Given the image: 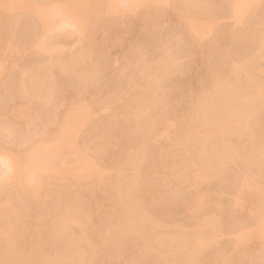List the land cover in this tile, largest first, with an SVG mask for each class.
I'll list each match as a JSON object with an SVG mask.
<instances>
[{
	"label": "rangeland",
	"instance_id": "obj_1",
	"mask_svg": "<svg viewBox=\"0 0 264 264\" xmlns=\"http://www.w3.org/2000/svg\"><path fill=\"white\" fill-rule=\"evenodd\" d=\"M58 1L59 0H9V2L12 3H10V7L5 10L1 7L2 3L0 5V54H2V58H0L2 59L0 63V130L1 127L3 128L6 126V128H3V131L1 130L2 133L0 131V179L2 178L1 180L3 182V178H5V182L3 183H1L0 180V205L3 204V202H9L8 204H10V207L12 208L11 212L5 217L0 215V264H38V262L41 264L42 260H40V257H44V260H47L46 263L50 262L49 264H51V260L48 261V259L50 257L53 263V256H55V259L59 258L56 260L58 262L60 259H64L66 260V262L64 261L65 263L68 262L70 264V261L74 258H69V260H71L68 261L67 258L70 255L66 254L64 250L66 251L70 242L78 241L77 238L76 241L75 239L72 241L71 238H74V236L79 237L80 235L78 236V234L81 232L82 227H79L78 224V227H75L76 225L73 227V223H70L71 225L73 224L72 226L69 225V223H63L61 224L63 225V228L59 225L61 228L59 229L58 226V230L55 229L57 230V232H55L56 234L53 233L54 236H51L53 234H50L49 236V229H52L51 227L56 220L55 218L58 213L63 212V210L66 212V204L69 202L76 207L74 208L72 205L68 204V206L73 207H70V209H77L80 212L87 214H85L87 220L83 222L85 223L83 224L85 227H83V230L84 232L87 231L85 237L90 240L89 242L88 239L85 238L87 244H90L93 241L94 244L92 242V245L97 246L98 244V248L102 249L97 250V252H101L94 253L92 259H90L91 261L86 264L171 263H168L169 253L166 252L169 251V247L166 250L165 245H163L164 252L161 250L163 246L161 247L160 251L163 254H159V250V253H157V250H155V252L154 249H148L145 250L147 251L145 252V248L142 246L144 242L141 241L143 239H141L142 235L138 237L139 234H137L136 230H134L136 233L132 231L130 232L129 230L130 234L125 230L128 235H125L126 233L122 232V237H120L121 234L118 232L120 236H116H119L120 238H115L114 242H110L111 244H103L101 242V235H105L106 232H112V234H114L113 231L117 233V230L122 231L124 229L121 224L125 223L127 218L125 219L123 218L124 215H120L123 214L121 212L122 210H119L121 207H118L116 199L114 200L113 198L116 197L114 196V193L115 188L117 187L116 185L118 184L117 176L119 172H121L118 170L121 169V163L124 161V158H126L127 154L133 149L134 153L137 151L139 152H137L139 156L136 153L138 158L136 156V158L133 157L135 158L133 160L135 167H131L132 165L128 167L129 172L127 173L130 175L132 171H134L133 173L135 174L138 172L137 174L139 175H136L137 177H140V180L138 183V178H135L136 185L146 183L144 185L142 184L140 187L137 185L138 189L136 187L137 192L135 194L134 202H136L135 204L137 205V208H142L145 213L144 215L150 220L147 219L149 224L147 223L146 225L148 227L151 226L152 223H159L158 225L160 229L163 226L162 229H165L163 232H168L170 235L177 228V235L176 233H174L175 235L172 234L173 236L171 235L172 238H175L176 236L177 241L176 239L173 240L176 241L175 244H177V246L180 241L189 237V234L192 235L193 231L196 232V235L198 234L199 238L203 237L202 240L205 242L202 243L201 250L196 248L197 252H199L194 255V259L197 258V260L195 259L196 263L194 262V264H215L214 262H218L217 259H221V257H223L224 260L226 259V262L221 259L224 264H264V186L262 187L261 185L262 198H258V200L255 198L254 200L256 202L252 200V202L248 201L249 203L245 205L243 204L242 212H240L239 216H235L231 213L233 212L231 209H233L232 203L235 198L236 184L239 183H237V180H240L243 176H248V178L258 179L260 182V180L264 178V164H260L262 158H258L257 156L259 146L260 148L261 146H264V106L261 105L262 108L259 110V115L255 117L256 119L253 117L254 119L250 120L252 123H250L249 126H253L251 129L249 128V131L251 130L250 133H247L246 135L244 134L242 137L231 138V140H233L231 141L232 143H230L231 145L233 144L234 151H237L238 154L242 156H240L242 159L239 157H236L239 159L235 160V158L234 161L233 159H230L232 161L228 160L229 162L225 164L226 167H224L220 173L212 174L213 176H208L209 178L207 177V179H200L198 178V176H200L198 175L200 174V170L197 168L198 165L196 166V160L192 156L191 158L189 157L188 161L190 163L187 162V164H190L188 165L189 172L187 169L186 171L188 172V178H190L189 180L191 181L188 180L189 183H187L188 185H191L187 186L185 184L187 186L186 189L185 187L183 188L184 190L181 189V191H179L180 194L177 193L178 196H169L164 193L166 192L165 188L168 187L166 184V174L162 171L163 168L159 165L160 160L158 159L162 153L165 155L168 152V156L170 154H175L173 151L176 150V147H179L178 143L184 138V134H180V131L181 133H184V130L186 129L185 126L187 125L185 123L189 122H187V120L189 119V114H191L190 110L195 108L197 101L199 102V92H208L206 91L207 87L210 89V84L212 85V82L215 79L221 77L223 79H228V77H230L233 80L235 74L233 73V76L232 73H230L233 72L230 71V66L232 65H236V67H238L237 69H240V67L241 69L247 67L250 69L253 65L255 66V63H264L262 57H260L261 60L259 58L257 59L259 48L256 46L259 43L258 39L264 35V0H248V2L251 3V7L249 11H247V14H245L244 22L242 21L243 23L240 22L238 24H234L235 22L232 18V14H229L230 12H228L230 11L229 0H206L207 2L202 0V4L201 2L195 1V3H200L199 6H194V0L193 2L191 0H151L149 2L135 4V6L132 3L129 4V0H124V3L120 4L121 10L112 16H106L99 11V0H86L82 9L86 6L85 12L89 14V18H87L85 23L83 22L82 24H79L80 26H77V22H75V15L77 13L72 17L73 15L71 16V11L69 12L68 9H61V6H57ZM115 1L118 3L121 0ZM183 2L187 3L184 4ZM189 3L190 5L192 4L190 7L188 6ZM36 5H43L44 9H47L45 12L46 15H44L45 17L52 16L51 14H56L54 20H56L55 24L57 28L56 26L51 28L49 25L48 27H44L41 31L39 30L41 34L37 31L39 29L38 27L41 26L40 28H42V25L38 22V18L32 13V9H34V6ZM55 7H58L61 10ZM189 12L191 13L189 14ZM181 13L191 16L197 14L196 16H200L198 17L199 19H208L207 21H210L209 23L212 24L210 25V28L213 27L214 29L209 28L210 31L208 34L206 32L204 34L202 33L198 39V37L185 29L186 26H182L179 17L184 16V14L182 15ZM54 20L52 19L51 22ZM38 23H40L39 26ZM62 23L65 25L68 24V26L63 24L64 28L62 30L60 29L61 31H58V25H61ZM53 25L54 24H51V26ZM46 28L50 29L49 32H47L48 29ZM44 29H46V31H44ZM79 29H82V32H79ZM211 30L213 31L211 32ZM36 31L40 35H38ZM37 35L40 36V38ZM37 37L41 42L45 43L47 41L48 44H52V54L50 55L53 60H49L50 55L47 54V51L43 50L45 47L42 46V50H39L41 48L38 49L37 43H35L38 41ZM2 40H7L11 43L13 47L11 54L6 51L4 52L5 49L1 46L3 42ZM48 44L46 43L47 48ZM51 44H49V46ZM202 45H205L206 47L204 46L203 49H201ZM53 46L56 49H53ZM208 47L212 50H209L210 48ZM166 53L170 54L172 58L174 57L173 59L171 58V62H175V65L171 64L176 71L175 74L170 73V76L166 75L158 79V76L152 75L154 74V69L152 68H154L156 63L160 62L159 59H164ZM80 55H83V59L79 62H75V59ZM54 60H57V62L58 60L59 62L63 61L64 64L66 62L63 70L56 64L57 62L54 63ZM257 60L261 63L257 62ZM44 63L47 66L51 65L49 68L50 70H48V72H50L46 74V78L41 72V68L45 66ZM258 64L256 65L258 66ZM142 65H144L143 67L145 68H143ZM173 66L172 69H174ZM148 67H150V69ZM28 68L31 69L29 70ZM25 71H27V74ZM29 72L33 75H30ZM39 72H41V75ZM172 72H174V70ZM149 74L151 77L148 78ZM23 75L26 77L21 78ZM262 75L263 74L260 76ZM32 77L35 79H32ZM134 78L137 79V84L134 83L136 82ZM230 78L229 80L232 81ZM21 79L26 82H22ZM29 79L31 80L32 85L33 82L37 81L36 83H38L37 85H39V87L42 88L44 86L41 93H37L38 95L30 93L31 95H28V93H25L27 88L25 89V92H23V89L25 88L24 84L26 83L25 86H27V84L30 83ZM139 79H142V81ZM263 79L261 82H263ZM129 80L130 82H128ZM143 80H146V82L149 80L148 82L149 84H152V86L159 83L156 87L159 89L157 91H161L156 94V96L160 94L162 96L163 94L162 97L159 96L161 98V107H158V109L161 108L159 111L162 113H159L156 108L153 109L155 110L154 113H152L153 110H151V116L149 113L150 110H144L143 106H139L141 104H135L140 108L142 107L146 114H149L150 121L151 118L153 120L151 125L153 123L156 124V126H154V124L151 126L153 127L152 130H154V128L156 130V132H152L153 134L157 132L161 133L164 129L162 133L163 136L161 134V136H159L158 134L159 137L157 140L159 141V145L157 142L156 144L153 141V144L151 143L149 135L152 130H150L149 133L148 130L142 127L140 129H144L145 131L138 128L140 130L139 132V130L132 128L131 125H129L130 123L127 122L128 120L130 122L131 117L126 118L123 112L117 110V107L119 109V107H122L123 103L126 102L124 101L125 99H129L132 94L137 92V89L141 92L146 89L145 93H148L151 90L149 87L150 85L147 84L148 82L146 83L148 86L143 87L145 85L143 84L145 82ZM20 81L22 84L19 83ZM151 81H156V84ZM131 82L135 85H133L134 89L136 86L138 87H136L137 89H135V92L133 91L134 93L132 92V94L129 95L131 91L127 90V88L130 89V87H132L128 84ZM20 84L23 85V88ZM40 84L42 85L40 86ZM140 84L143 85L141 86ZM32 85L27 87L34 88ZM139 86L143 89L140 90ZM152 88L154 89V87ZM262 89L264 90V87H262ZM152 92L149 93L154 95L155 91ZM263 92L262 94H264ZM215 93H213L214 95L212 96H217L216 99L218 100L219 96L216 94L219 93ZM48 94L51 95L49 96ZM123 94L127 95L124 96ZM46 95L47 98H45ZM122 95L124 100L121 98ZM71 97L75 102L77 100V103L79 97L84 99L83 102L86 105L84 108L88 106V110V107L85 108L86 112H90L91 110L92 116L88 112L91 117L88 119V114L85 116L86 119H88V122L85 120L86 123L79 122L81 120L83 121V118H78L79 121L75 119L77 122L82 123V125L77 122L75 123L74 121L73 124L74 126L76 124L77 127H75V130H72L73 132L70 131L71 139H67H70L71 142L73 141L76 145L71 144L70 142L73 148L71 151V146L68 147L70 140L66 139L67 141H65L68 142V145H65L64 149L62 148V145H59L61 146V150H59V147L57 146L60 141L58 143L56 142L57 145L54 143L57 137V141L60 138L58 134H56V138L54 137L55 133H57L56 129L58 130V133L60 131V129H58L59 123L61 126V121L66 116L65 113L70 107L73 108L74 106V104H70L73 102L71 101ZM119 98H121V101L119 100V102L114 103L116 102L115 100L118 101ZM17 104L25 107L24 110L21 107H18L21 108L22 113L24 114H20V117L18 116V118L13 117L16 121L15 122L14 120H9L10 116L8 117L9 113L7 112H10V107H12L10 108L12 110L18 106ZM81 105L83 106L84 104L81 103L79 105L80 108L82 107ZM133 107L135 106L132 105L131 108L133 109ZM139 109L137 111L133 109V111L135 110L138 113ZM165 110L166 112L164 113ZM68 111L70 112V109ZM69 112L66 114L68 115ZM128 113H131V111ZM130 115L137 116L135 113H131ZM162 116L164 119H162ZM169 119L171 121L166 123V125L168 124V128L174 125L173 130L172 128L171 130H168L166 125H164L165 123H161V120L169 121ZM57 121L60 122L57 123ZM172 121L173 123L171 124ZM162 125L167 129L164 126L162 127ZM135 130H137V132ZM157 130L162 131L159 132ZM166 130L169 132L167 133ZM8 131L10 132L9 134H7ZM141 131L142 133L144 132L149 135L147 136L144 133L143 135ZM166 133L169 136H167ZM73 134L75 141L72 140ZM164 135H166V137ZM145 136L148 137V140ZM152 136L153 135H151V137ZM46 138L47 140L48 138H52V140L55 139L54 142L51 141V139L50 141L48 140V143L54 148L52 149L49 146L48 151L45 148V151H47L46 155L43 147L41 148V146L38 145L37 147L39 148L37 149L35 156L36 162L33 164V167L36 168L34 170L30 168L32 170L29 171L30 166L28 165V167L27 164H24L26 161L23 162L21 157L29 156L26 155V152H28V149L30 151V148H33L35 152L38 142H42V139L46 141ZM236 138L238 139L236 140ZM218 140L219 143L222 142L220 139ZM229 140L230 138L228 141ZM45 141L43 142L47 143V141ZM172 144L175 146H172ZM74 145L78 147L77 153L81 154L85 152L87 155L84 154V156L90 158V160L88 159L90 162L92 160L91 167L93 169L91 168V170L94 172V175L96 172L100 173V169L102 170L100 174L97 173L100 176H91L92 178L89 177L90 180H88V178L85 180L83 179L84 177H81L82 175H80V173H83V170L80 171L81 168L77 169V167H81L80 164L82 162L79 163L80 156L78 154H75L77 155V158L73 155V150L75 151L76 149L73 147ZM67 147L70 148V150L67 149ZM79 149L83 150V152L80 153ZM139 149L141 151H139ZM67 150H69V152ZM24 151L25 155L23 154ZM56 151L61 153L57 152V154H59L53 156V154H56ZM31 152L32 151L28 153L30 154ZM10 153L13 155H15V153L18 154L20 159H18V155H15L11 156V158H14L9 159L10 161H13V163L9 161L7 162L6 160H8V157L10 158ZM134 153L131 155H135ZM48 154L53 157L52 159L54 160L57 170L53 171L52 174H49L47 170H43V173L41 172L42 174L40 173L38 176L41 180L39 181V179H37V182L33 175L32 177L34 178L31 177L32 179H29L31 175L30 172L40 171L45 164L44 161L53 163L52 160L49 161L51 158ZM2 157L4 158V161L1 159ZM15 157H17V159ZM255 160L260 161V163L257 161L259 164H254ZM69 161L70 163H68ZM6 162L9 165L11 163L13 166L10 168ZM3 163H6V165ZM134 168L137 172L132 170ZM13 169L15 172H18L16 175L20 174L18 177L15 175L6 180V175ZM67 172L69 174L72 172L68 175L69 177L75 176L73 174L76 173L78 176L76 177L77 180L74 178L72 179V177L70 179L67 176ZM102 173L104 174L103 180L101 177L103 175ZM20 175L23 178H20ZM94 177L97 179L99 177L101 178H99V180L96 178L93 180ZM19 178L24 179L25 183H27L26 185L23 183V189L28 187L26 190L29 191V189L34 186L31 190L35 191L32 192L30 190L31 194L33 193L32 195L29 192L24 194L26 190L23 192L21 185V189H19ZM18 181L19 184H17ZM261 182L263 183L264 181L262 180ZM29 184H32L31 187L28 186ZM162 191L164 194H161ZM196 194H201L203 197L200 196L203 200L201 199L202 201L200 200V203L196 202L197 204L192 206V211H185V206L190 202V198L194 197ZM163 195L166 198L162 197ZM117 209L120 211L119 213ZM211 214L216 219L218 225L216 232H214L215 230H211L213 231L212 233H210V231L208 232V228L205 226L207 219H204ZM120 217L125 219V221L123 220L122 222V218L119 221ZM257 223V226L260 225L262 228V235L257 234L256 236L254 234L255 237H251L252 239L250 238L249 244L247 242L248 245L246 244V247H243L245 244L241 245L239 243L248 232L250 233V231H253L251 230L254 229L253 227H257ZM67 225L69 226L67 227ZM119 225L122 227V229L120 228L121 230L118 228ZM64 227L67 228V230L64 229ZM54 228H56V224ZM180 228L185 232H183L184 235H186L188 231L192 232H188V235H186L187 237L182 238V231ZM3 232H7L9 235V239L6 237V241L3 239L5 236H1ZM31 233L34 237H32L33 240L29 245L26 243V239H23V236L27 238ZM64 233L70 237H66ZM123 233L125 237H123ZM178 233L181 234V237L178 236ZM26 234H28V236H26ZM164 235L169 236L168 234ZM64 237L67 241H64ZM180 238H182V240H180ZM69 240L70 242L68 243ZM97 240L98 243H96ZM193 240H195V238L191 241ZM83 243L84 242H82L81 247L84 246ZM236 243L237 245H235ZM107 244L109 245L107 246ZM190 245L193 246L192 248L194 249L192 242ZM7 248H11L13 251L15 250L14 256L16 257L19 255V259H17L18 257L15 258L13 256V260V251L10 249L12 252H9ZM16 252L19 254L16 255ZM164 253L168 255L164 256ZM65 254L67 257L64 256ZM72 255L75 256L76 254L74 255L71 253V256ZM62 256L64 257L62 258ZM162 256H164V258ZM47 257L48 259H46ZM15 259L17 260L15 261ZM20 259L22 262L19 261ZM62 260L60 262L63 263Z\"/></svg>",
	"mask_w": 264,
	"mask_h": 264
},
{
	"label": "bare ground",
	"instance_id": "obj_2",
	"mask_svg": "<svg viewBox=\"0 0 264 264\" xmlns=\"http://www.w3.org/2000/svg\"><path fill=\"white\" fill-rule=\"evenodd\" d=\"M1 1H3V2H1ZM8 1V2H7ZM86 0H59L58 2H57V6L58 7H60L61 6V9H68L69 10V12L71 11V16L72 17H74V14H76L75 15V22H77V26H80L79 24H82L83 22L85 23L86 22V20H87V18H89V14H87L85 11H86V6H85V10L84 9H82V6H83V4H84V2H85ZM149 1H151V0H129V4H133L134 6H135V4H139V3H145V2H149ZM155 1V0H154ZM183 1V0H182ZM185 1H187V0H185ZM190 1V0H189ZM192 2H193V0H191ZM195 1L196 2H201V4H202V0L201 1H198V0H194V3H195ZM204 1V0H203ZM88 2V1H87ZM204 2H207L206 0L204 1ZM203 2V3H204ZM1 3H2V8H3V10H5V9H8L9 7H10V3H12V2H9V0H0V5H1ZM122 3H124V0H121L120 2H116L115 0H99V11L102 13V14H104V15H106V16H112V15H115V14H117L121 9H120V4H122ZM184 4H186L187 2H183ZM193 3V4H194ZM199 4L200 3H195L194 4V6L195 5H198L199 6ZM188 5V4H187ZM192 5V4H191ZM190 5V3H189V7L191 6ZM227 5V4H226ZM49 6V5H48ZM193 6V7H194ZM58 7H55V8H58ZM63 7V8H62ZM193 7H191V8H193ZM227 7H228V5H227ZM250 7H251V3L250 2H248V0H229V10L230 11H228V12H230L229 14H232V18H233V20H234V24H238V23H240V22H242L245 18V14H247V11H249V9H250ZM50 8V7H49ZM59 9V8H58ZM57 9V10H58ZM61 9H59V10H61ZM46 10L47 9H44V7H43V5H41V6H34V9H32V13L36 16V18H38V22H40L41 23V25H42V28H40V27H38L37 29V31H41L44 27H48L49 25H50V27L52 28V27H54V26H56V20H54V17L56 16V14H51L52 16H49V17H45L44 15H46ZM228 10V9H227ZM82 11H84V12H82ZM51 13V12H50ZM99 13V12H98ZM187 13V12H186ZM191 12H189V14H190ZM48 14H49V12H48ZM47 14V15H48ZM182 14V13H181ZM180 14V15H181ZM184 14V13H183ZM182 14V15H183ZM188 14V13H187ZM187 14H184V16H180L179 18L181 19H179L180 21H181V24H182V26L183 27H185L186 26V28L185 29H187L188 30V32H191L192 34H194L196 37H198V39L200 38V36H201V34L203 33H207L208 34V32L210 31V29H214L212 26V28H210V25H212L211 23H209L210 21H207L206 19L204 20V18L203 19H199L198 17H200V16H196V15H194L193 14V16H191V15H187ZM52 19L54 20L53 22H51L52 21ZM77 20V21H76ZM63 22V21H62ZM65 22V21H64ZM244 22V21H243ZM242 22V23H243ZM40 23H38V26H39V24ZM67 23V22H66ZM51 24H54L53 26H51ZM64 23H62L61 25H58L59 26V30L58 31H61L63 28H64V25H63ZM184 24V25H183ZM67 26H68V24H66ZM65 25V26H66ZM56 28H57V26H56ZM210 28V29H209ZM46 29H48V28H46ZM46 29H44V31H46ZM53 29H55V28H53ZM61 29V30H60ZM49 30L50 29H48V31L47 32H49ZM82 29H79L78 31L79 32H82L81 31ZM36 31V32H37ZM40 31H39V33H40ZM77 31V30H76ZM77 31V32H78ZM213 30H211V32H212ZM211 32H210V34H211ZM38 33V32H37ZM38 33V35H40ZM42 33H43V31H42ZM37 35V36H38ZM36 37V36H35ZM39 38H40V36H38ZM38 37H37V42H35V43H37V47H38V49L39 48H41V49H39V50H42V46L43 47H45L43 50H45V51H47V54H52V44L51 43H49V44H51L50 46H49V44H48V42L46 41L45 43L44 42H41V41H39V39H38ZM263 37V38H262ZM262 37H260L259 39H258V44L257 43H255V44H257L256 46H258V50H259V52H258V56H257V59L259 58L260 59V57H262L263 59H264V35L262 36ZM42 38V37H41ZM35 40H36V38H35ZM256 40V39H255ZM3 41V40H2ZM1 41V42H2ZM257 41V40H256ZM4 43V44H3ZM41 43H44V44H41ZM46 43L48 44V48H47V46H46ZM207 44V43H206ZM1 46H3V48L5 49L4 50V52L6 51L7 53H12V51H13V47H12V45H11V43L9 42V41H3L2 42V45ZM205 46V45H204ZM203 45L201 46V49H203V47H204ZM210 46V45H209ZM206 47V46H205ZM51 48V49H50ZM198 48H200V47H198ZM208 48H210V47H208ZM53 49H56L54 46H53ZM205 49V48H204ZM207 50V49H206ZM209 50H212L211 48L209 49ZM208 50V51H209ZM168 52V51H167ZM164 53V52H163ZM168 53H170V52H168ZM172 53V52H171ZM2 54H0V58H2V56H1ZM49 55H47V56H49ZM164 55V54H163ZM162 55V56H163ZM172 55H173V53H172ZM174 57H175V55H173ZM173 57V58H174ZM49 60L51 61V59H52V56L50 55L49 56ZM163 58V57H162ZM171 58H172V56L170 55V54H167L166 53V55H165V57H164V59H159L160 60V62L159 63H156V65L154 66V68H152V69H154V74H152V75H156V76H158L157 78L158 79H160L162 76H166V75H169L170 76V73H173V74H175V71H176V69L174 68V66L172 65V64H174L175 65V62L174 63H172L171 62ZM172 58V59H173ZM256 58V57H255ZM55 59V58H54ZM59 59V58H58ZM83 59V55H80V56H78L76 59H75V62H79V61H81ZM1 60L2 59H0V63H1ZM53 60V59H52ZM60 60V59H59ZM59 60H58V62H59ZM261 60V59H260ZM74 61V60H73ZM158 61V60H157ZM53 62V61H52ZM51 62V63H52ZM57 62V60H54V63H56ZM56 63L57 65H59L60 66V68L63 70V67H64V65L66 64V62H65V64H64V62L63 61H61V62H63V63H61V62H59V63ZM257 62H260V61H258L257 60ZM264 62V61H263ZM47 63V62H46ZM172 63V64H171ZM234 63V62H233ZM261 63V62H260ZM48 64H50V63H48ZM152 64V63H151ZM230 64H232V63H230ZM256 64H258V63H255V66L253 65V67H251L250 69H248V67H247V65H246V67L247 68H243V69H241V67H240V65H239V67H240V69H237L238 67H236V65L234 66V65H232V66H230V71H233V72H230V73H232V75H233V73L235 74V78L232 80L230 77H228V79H223L222 77V79L221 78H219V79H215L213 82H212V85L210 84V89H212V90H210V89H208V87H207V89H206V91H208V92H205V93H203L202 91V93H198V94H200V95H198V96H200V97H198V98H200L199 99V102L197 101V103H196V105H195V108H192L193 110H190L191 112V114H189V119L187 120V122L188 123H185L187 126H185L186 127V129L184 130L183 128V130H184V133L182 132L181 133V131H180V134H184V138H183V140L180 142V143H178L179 145V147L177 148L176 147V150H172L173 151V153L175 152V154H170V155H172V156H168V152L165 154V155H167V156H165L164 155V153H162V155L160 156V158L158 157V159L160 160V163H159V165L163 168V170L162 171H164V173L166 174L165 176H166V180H167V188H165L166 190V192H164V193H166V194H168L169 196H175V195H177V193H179V191H181V189H183L184 187H185V189H186V187L187 186H189V185H191V184H189L188 185V183H189V179L190 178H188V172H189V168H188V165H190L189 163V161H188V158L190 157L191 158V156L196 160V166H197V168L200 170V174H198V175H200V176H198V178H203V179H207V177L208 176H213L214 174H217V173H220V171L224 168V167H226L225 166V164H227L229 161H232V160H230V159H233V161H234V159L236 158V157H239L240 159H242L241 157V155L240 154H238V152L237 151H234L235 149H234V147L231 145V141L233 140H231V138L233 137V138H235V137H242V135L244 136V134L246 135L247 133H250V131H249V128L251 129L252 127H250L249 125H250V123H252V121L250 122V120H252V119H254L255 117H257V115H259V110H261V105L262 106H264L263 104V101H264V94H262V92L264 91L263 89H262V87H264V63L263 64H258V66L256 65ZM44 65H45V63H44ZM44 65H42V66H44ZM57 65H53V66H57ZM261 65V66H260ZM263 65V66H262ZM46 66V67H45ZM43 68H41L42 70H41V72H42V75L46 78V74L47 73H49L48 72V70H50L49 68H50V66L48 65H45ZM67 66V65H66ZM65 66V67H66ZM144 65H142V67H143ZM149 66V65H148ZM172 66H173V68L174 69H172ZM249 66V65H248ZM251 66V65H250ZM151 67V66H150ZM150 67H148L149 69H150ZM152 67H153V65H152ZM176 67V66H175ZM143 68H145V67H143ZM142 68V69H143ZM29 69V68H28ZM31 69V68H30ZM29 69V70H30ZM244 69H246V70H244ZM27 70V69H26ZM29 70H27V71H29ZM144 70H146V69H144ZM174 70V72H172ZM243 70V71H242ZM27 71H25L26 72V74H27ZM32 71V70H31ZM37 71V70H36ZM41 72H39L40 73V75H41ZM140 72H141V70H140ZM30 73V72H29ZM152 73V72H151ZM150 73V74H151ZM26 74H24V75H26ZM141 74V73H140ZM142 74H143V70H142ZM141 74V75H142ZM149 74V76H148V78L149 77H151V75ZM261 74H263L262 76H260ZM23 75V77L21 76V78H24V77H26V76H24ZM30 75H33L32 73H30ZM145 75V74H144ZM146 75H148V74H146ZM232 75H230V76H232ZM38 76V75H37ZM140 76V75H139ZM155 76V77H156ZM160 76V77H159ZM232 76V77H233ZM29 77H31V76H29ZM147 77V76H146ZM260 77V78H259ZM262 77V78H261ZM131 78V77H130ZM225 78V77H224ZM227 78V77H226ZM229 78L232 80V81H230L229 80ZM27 79V78H26ZM32 79H35L34 77H32ZM39 79H40V76H39ZM135 79V81L136 82H134L133 80H131V81H133L134 83H136L137 84V79L136 78H134ZM144 79H145V76H144ZM153 79V78H152ZM158 79H157V82H158ZM163 79H164V77H163ZM214 79V78H213ZM261 79V80H260ZM262 79H263V82H261L262 81ZM22 80V82H24L23 81V79H21ZM30 80V79H29ZM139 80H141L142 81V79H139ZM147 80V79H146ZM146 80H143V81H145L143 84H145L143 87H145V86H148V85H146V83L149 81H147L146 82ZM22 82L20 81L19 83H21L22 84ZM26 82V81H25ZM37 82V81H36ZM36 82H33V85H32V82H31V80H30V83L29 82H27V83H29V84H27V86H30V85H32V86H34V84L36 83ZM41 82H43V81H41ZM45 82V81H44ZM128 82H130V80L128 81ZM133 82H131V83H128L129 84V86H132V87H130V89L129 88H127V90H129V91H131L130 92V94L129 95H131L132 94V92L134 91L135 92V89H137L136 87H138V86H136L135 87V89L133 88V85H134V83ZM151 82H153V81H151ZM46 83H48V82H46ZM139 83V82H138ZM153 83H155L156 84V81L155 82H153ZM20 84V85H21ZM26 84V83H25ZM25 84H24V91L23 90H21V91H23V92H25V89H26V92L25 93H28V95H31V94H39V92L41 93V91H42V89H44L43 87L41 88V87H39V85H37L38 83H36L35 84V86H34V88H28L27 86H25ZM43 84V83H42ZM42 84H40V86L42 85ZM127 84V85H128ZM142 84V85H143ZM147 84H149V82L147 83ZM158 85H159V83H157ZM157 84L156 85H153L152 86V84H149L150 86V88H151V90L149 91V92H154V95L153 94H150L149 92L148 93H145V90L146 89H144L142 92L141 91H139V89H137L136 91L137 92H135V94H132V96L129 98V99H125L124 100V97H123V95L125 96V95H127V94H123L122 95V99L124 100V101H126V102H124L123 103V105H122V103H121V105H122V107L120 106L119 107V109H118V107H117V104H116V107H117V110L119 111V112H123V114H124V116L127 118H129V117H131L130 118V122H129V120L127 121L128 123H130L129 125H131V127L132 128H135V129H137V130H139L140 128H145L146 130H148V132L150 133V130H152L153 129V127H151L153 124H154V126H156V124L155 123H153L152 125H151V123L153 122V120H152V118H151V121H150V117H149V114H146L144 111H143V109H142V107L140 108V107H138V106H136L135 104H141V105H139V106H143L144 107V110H147V111H149V113H150V115L152 116V114H151V110H153V109H156L157 108V110H158V112L160 113L161 111H159L160 109H158V107H161L160 105V101H161V98L160 97H162L163 96V94H162V96H161V94L160 95H158V96H156V94H158L160 91H157V90H159L156 86H157ZM52 85V84H51ZM141 85V84H140ZM141 85V86H142ZM23 85H21V87H22ZM31 86V87H32ZM48 86V85H47ZM53 86V85H52ZM135 86V85H134ZM141 86H139V88H140V90L141 89H143ZM160 86H161V84H160ZM152 87H154V89L152 88ZM23 88V87H22ZM21 88V89H22ZM49 88V87H48ZM131 88H132V90H131ZM148 88V87H147ZM50 89H51V87H50ZM134 89V90H133ZM46 90V89H45ZM55 90V89H54ZM148 90H149V88H148ZM210 90V91H209ZM51 91H52V89H51ZM156 91H157V93H156ZM133 92V93H134ZM152 92V93H153ZM219 93V94H216V93ZM24 93V94H25ZM31 93V94H30ZM46 93V92H45ZM213 93H215L216 95H218L219 96V98H218V100L216 99V97L215 96H212V95H214ZM264 93V92H263ZM37 94V95H38ZM47 94V93H46ZM27 95V94H26ZM49 96L51 95V94H48ZM128 95V96H129ZM40 96V95H39ZM38 96V97H39ZM160 96V97H159ZM78 97V96H77ZM80 97H81V95H80ZM79 97V99H78V103H77V100H76V102L74 101V100H72L73 98L71 97V101H73V102H71L70 104L72 105V104H74V106H75V104L77 103L78 104V106H77V104H76V106L74 107L73 106V108L72 107H70L69 109H70V112L67 110V112H69L68 113V115L65 113V117L62 119V124H61V126H60V121L58 122L57 121V123H59V127H58V129H60V131H59V133H58V130L56 129V132L57 133H55V137L54 138H56V134H58V136H59V138L60 139H58V141H57V138H56V141H55V139H53L52 140V138H50L51 139V141H55V143L54 144H56V142L58 143L59 141V144H58V146L57 147H59V150H61L60 148H61V146H59V145H62V148L64 149L65 148V145L67 146L68 144V142H66L67 140H70L71 139V134H70V131H72V130H75V127H77L76 126V124H75V126H74V124H73V122L75 121V123L77 122V121H79L78 120V118H83V121L81 120V121H79V122H83V123H86L85 122V120H87V122H88V119L92 116V114H91V110H90V112L89 111H87L86 112V109L85 108H87V107H85L84 108V106H86L85 105V103L83 102V100L84 99H81ZM214 97V98H213ZM45 98H47V95H46V97ZM51 98V97H50ZM84 98V97H83ZM121 98H119L118 99V101L117 100H115L116 102H114V103H117V102H119V100L121 101ZM117 99V98H116ZM197 99V98H196ZM216 99V100H215ZM81 103H83L84 105L80 108L79 107V105L81 104ZM75 102V103H74ZM163 102H164V99H163ZM80 103V104H79ZM18 105V104H17ZM132 105H134L135 107H133V109H135L136 111L139 109V111H138V113L140 112V110H141V112H140V114L138 115V113L134 110L133 111V109L131 108V106ZM15 107V106H14ZM18 107H21L23 110H24V107L25 106H20V104L18 105V106H16L15 108H13L12 110L10 109V108H12V107H10L9 108V110H10V112L8 111L7 113H9L8 114V117L10 116V119L9 120H14V118L13 117H16V118H18V116L20 117V114H24V113H22V110H21V108H18ZM137 107V108H136ZM164 107V106H163ZM18 108V109H17ZM71 108H72V111H71ZM85 110H84V109ZM121 108V109H120ZM89 109V107L87 108V110ZM90 109H91V107H90ZM130 109H132V110H130ZM116 110V109H115ZM116 110V111H117ZM92 111H93V109H92ZM115 111V112H116ZM131 111V113L133 114V113H135L137 116H134V115H130L131 113H128V112H130ZM133 111V112H132ZM154 111L155 110H153V112L152 113H154ZM24 112V111H23ZM91 114V116H89L90 114ZM157 112V111H156ZM166 112V110L164 111V113ZM118 113V112H117ZM162 113V112H161ZM63 114H64V112H63ZM63 114H61V115H63ZM75 114V115H74ZM87 114H88V116H87ZM119 114V113H118ZM187 114V115H188ZM117 115V114H116ZM121 115H122V113H121ZM121 115H118V116H121ZM154 115V114H153ZM187 115H186V117H187ZM85 116H87L88 117V119H86V117ZM123 116V117H124ZM85 117V118H84ZM163 117V116H162ZM169 117H170V114H169ZM172 117V116H171ZM254 117V118H253ZM61 118H62V116H61ZM122 118V117H121ZM125 118V119H126ZM188 118V117H187ZM56 119H58V118H56ZM59 119H60V117H59ZM58 119V120H59ZM75 119H77V121L75 120ZM162 119H164V117L162 118ZM166 119V118H165ZM256 119V118H255ZM61 120V119H60ZM127 120V119H126ZM15 121V120H14ZM124 121V120H123ZM160 121V120H159ZM171 120L169 119V121L167 120H161V123L163 122V123H165L164 125H166V123H169ZM253 121H255V120H253ZM16 122V121H15ZM15 122H13V123H15ZM79 122H77V123H79ZM127 122H126V124H127ZM18 123V122H17ZM20 123V122H19ZM160 123V122H159ZM173 123V121L171 122V124ZM22 124V123H21ZM80 125H82V123H79ZM170 124V125H171ZM20 125V124H19ZM159 125V124H158ZM164 125H162V127L164 126ZM168 125V124H167ZM167 125H166V127H167ZM254 125V124H253ZM2 126V125H1ZM4 126V125H3ZM21 126V125H20ZM23 126V125H22ZM25 126V125H24ZM72 126H73V128H72ZM173 126L174 125H172L171 127H167L168 128V130H171V128H172V130H173ZM255 126V125H254ZM8 127V126H7ZM61 127V128H60ZM160 127H161V125H160ZM165 127V126H164ZM165 127V128H166ZM3 128H6V126H4ZM3 128L1 127V130L3 131ZM72 128V129H71ZM129 128V127H128ZM139 128V129H138ZM151 128V129H150ZM159 128V127H158ZM158 128H156V129H158ZM166 128V129H167ZM8 129H10V128H8ZM163 129V128H162ZM181 129V130H182ZM0 130V131H1ZM4 130H7V129H4ZM132 130V129H131ZM137 130H135L136 132H137ZM140 130H142V131H145L144 129H140ZM140 130H139V132H140ZM160 130V129H159ZM159 130H157V131H159ZM2 131H1V133H2ZM142 131H141V133H142ZM154 131L156 132V130H155V128H154V130H152L151 131V133L153 132L154 133ZM162 131V130H161ZM161 131H159V132H161ZM163 131H164V129H163ZM163 131L161 132V133H155V134H151L150 133V135H149V138L151 139V143L153 144V142L156 144V142L158 143V145H159V141L157 140V138L159 137V136H161L162 135V133H163ZM5 132V131H4ZM73 132V131H72ZM71 132V133H72ZM166 132L168 133L169 131H167L166 130ZM6 133V132H5ZM10 132L8 131V133L7 134H9ZM144 133V132H143ZM142 133V134H143ZM165 133V132H164ZM167 133H166V135H167ZM4 134V133H3ZM12 134V133H11ZM144 134H146L147 135V133H144ZM143 134V135H144ZM158 134H159V136H158ZM161 134V135H160ZM4 135H6V134H4ZM147 135V136H148ZM151 135H153L152 137H151ZM166 135H164L165 137H166ZM10 136V135H9ZM163 136V135H162ZM167 136H169V135H167ZM74 137V134H73V136H72V138ZM146 137V136H145ZM182 137V136H181ZM230 138V140L228 141V139ZM67 138H70V139H67ZM147 138V140H148V137H146ZM225 138H227V139H225ZM50 139L48 138V140L50 141ZM67 139V140H66ZM145 139V138H144ZM218 139H220V141H222V142H220L219 143V140ZM238 138H236V140H237ZM47 140V138H46V141H47V143L49 142ZM66 140V141H65ZM72 140H74V138L72 139ZM157 140V141H156ZM43 141H45L44 139H42V142H38V144L36 145V147L39 145V146H41V148L43 147V149H44V151H45V148L47 149V151H48V147L50 146L51 147V145L48 143H44ZM45 141V142H46ZM75 141V140H74ZM153 141V142H152ZM235 141V140H234ZM233 141V142H234ZM53 142H51V143H53ZM70 142H71V140L69 141V145H68V147H70L71 148V151H72V145L71 144H75V143H73V141L71 142V144H70ZM231 142V143H230ZM64 143H66V144H64ZM173 143V142H172ZM41 144H44V145H41ZM154 144V145H155ZM47 145V146H46ZM57 145V144H56ZM76 145V144H75ZM73 146L74 148H76L75 149V151L73 150V152H74V156L77 158V155H75V154H78L79 156H80V159H81V161H80V159H79V163H81L80 165H81V167H77V169H80V171H82L83 170V173L81 172L80 173V175H82L81 177H84L83 179H85V180H87V178H88V180H90L89 179V177H93V176H95V175H97V176H100L99 174L101 173V169H100V173L99 172H96V174L94 175L93 173V171L91 170V162H92V160H91V162L89 161L90 160V158H87V156H84V154H86L85 152L84 153H81V152H83V150H80L79 149V151H80V153L81 154H79V153H77V150H78V147L77 146ZM98 145V144H97ZM35 146V145H34ZM33 146V147H34ZM172 146H175L174 144H172ZM171 146V147H172ZM56 147V148H57ZM67 147V149H69L70 150V148H68ZM142 147V146H141ZM39 147H37V148H35L36 150H35V152H34V149L33 148H30L31 150L30 151H32L30 154L28 153V152H30L29 151V149H28V152H26V155H29V156H27V157H21V159L23 160V162H25L24 164H27V166L29 167V171H31L32 169L34 170L36 167H33V164H35L34 162H36V151H37V149H38ZM52 148V147H51ZM54 148V147H53ZM52 148V149H53ZM55 148V149H56ZM173 148V147H172ZM33 149V150H32ZM54 149V150H55ZM63 149H62V151H63ZM53 150V151H54ZM69 150H67L68 152H69ZM134 150V149H133ZM130 151L128 154H127V156H126V158H124V161L121 163V169L120 170H118V171H121V172H119V174H118V176H117V182H118V184L116 185L117 187L115 188V193H114V196H116L115 198H113L114 200L116 199V202H117V204H118V207H121V208H119V210H122L121 212L123 213V214H120L121 216L122 215H124V217L123 218H127V220L125 221V219H123L122 217H120L119 218V221H120V219L122 218V222H123V220L125 221V223H123V224H121V225H123V230L122 231H119V230H117L116 232L117 233H115V231H113L114 232V234H112V232H106V234L105 235H101V237H102V239H101V242L104 244V243H110V242H114L115 241V238L116 239H118V238H120V237H122V232H125L126 234L125 235H128V234H130V232L132 231V232H135L134 230H136L137 231V234H139L138 235V237H140L141 235V241H143L144 243V245L142 244V246H144V251L145 250H148V249H154V251L155 250H159L160 251V249H161V247L163 246V245H165V249L167 250V248L169 247V251H166V252H168L169 253V255L168 254H165L164 253V256L165 255H168V257H169V261H168V263L169 262H171V263H169V264H194V262H195V259L197 260V258H195L194 259V255L195 254H197L198 252H197V250H196V248L197 249H200L201 250V245H203L202 243H204L205 241L204 240H202L203 239V237L202 238H199V236H198V234L196 235V232H192V231H188V232H192V235H188V232H187V234L186 235H188L189 237H187L186 235H184L183 234V229L182 228H180L181 229V231H182V238H184V237H187V238H184L183 240H182V238H180V240H182V241H180L178 244V246H177V244H175V242L177 241V239H176V236H175V238H172L171 237V235L172 234H174V233H176V235H177V228L175 229V231L170 235L168 232L167 233H164L163 232V230H165L164 228L162 229V227H161V229H160V227H159V223L158 224H151V226H147L146 224L148 223L149 224V222L147 221V219H148V217L146 218V215H144L145 213H144V211L142 210V208H140V207H138L137 208V205L135 204L136 202H134L135 200V194H136V192H137V190H136V187H137V185H136V180H135V178H138V183H139V178L140 177H137V175H139V174H137L138 172H137V170H135V168L134 169H132V170H135L137 173V175L135 174V173H133L134 171H132V173H131V170H130V173L132 174H128L127 172H129L128 171V167H130L131 165V167H133L135 164L133 163V160L137 157L138 158V156H139V152L137 153L138 154V156H136V153H134V151ZM27 151V150H26ZM47 151H45V153H46V155H47ZM52 151V150H51ZM65 151H66V149H65ZM70 151V152H71ZM139 151H141L140 149H139ZM169 151V150H168ZM35 154H34V153ZM57 152H59V151H56L55 153L56 154H53V156L54 155H58L59 153H61V152H59L58 154H57ZM72 152V153H73ZM258 153V158L260 157V158H262V160H260L261 161V163H260V161H258V160H255V163L254 164H264V146H261V148H260V146H259V150L257 151ZM28 153V154H27ZM50 153V152H49ZM135 154V155H131V154ZM12 153H10V158L8 157V160H6L7 162L9 161V162H12L13 163V161H10L9 159H12V158H14V157H12L11 158V156H15V155H18V154H16L15 153V155H11ZM24 155H25V151H24V153H23ZM51 154V153H50ZM83 154V155H82ZM140 154H142V153H140ZM87 155V154H86ZM1 156V155H0ZM9 156V155H8ZM19 156V155H18ZM17 156V157H18ZM22 156V155H21ZM48 156H49V154H48ZM136 156V157H135ZM142 156V155H141ZM241 156V157H240ZM17 157H15L16 159H17ZM51 159L49 160V161H53V163H51V162H48V161H44V165H43V168L40 170V171H38V172H35V171H32V172H30V177H29V179H32V178H34L35 179V181L37 182V179H39L38 178V176H39V174L43 171V170H47L48 172H49V174H52V172L53 171H56L57 170V168H56V166H55V164H54V160L52 159L53 157H51V156H49ZM133 157H135V158H133ZM7 158V157H6ZM55 158V157H54ZM79 158V157H78ZM143 158V157H142ZM239 158H236L235 160H237V159H239ZM2 160L4 159L3 157L1 158ZM18 159H20V156L18 157ZM89 159V160H88ZM139 159H140V157H139ZM1 160V161H2ZM14 160V159H13ZM78 160V159H77ZM138 160V159H137ZM136 160V161H137ZM229 160V161H228ZM4 161V160H3ZM2 161V162H3ZM21 161V160H20ZM259 163H258V162ZM6 162V163H7ZM22 162V163H23ZM135 162V161H134ZM138 162V161H137ZM140 162V161H139ZM159 162V161H158ZM187 162H189L188 164H187ZM6 163L4 164V165H6ZM68 163H70V161L68 162ZM136 163V162H135ZM8 164V163H7ZM42 164H43V162H42ZM138 164V163H137ZM9 165V164H8ZM10 168L13 166V165H11V163H10ZM92 166H93V163H92ZM119 166H120V164H119ZM118 166V167H119ZM261 166V165H260ZM42 167V166H41ZM135 167V166H134ZM138 167V166H137ZM187 167V168H186ZM30 168H32V169H30ZM40 169V168H39ZM93 169V168H92ZM130 169V168H129ZM186 169H187V171H186ZM8 170V169H7ZM10 170V169H9ZM51 171V173H50V171ZM46 171V172H47ZM73 171V170H72ZM79 171V172H80ZM11 172V173H10ZM10 172H8V174L6 175L7 176V178H6V180L8 179V178H11V177H13V176H15L16 175V173H18V172H15L14 171V169L13 170H11ZM34 172V173H33ZM75 172V171H74ZM197 172H199V171H197ZM43 173V172H42ZM41 173V174H42ZM68 173V172H67ZM72 172H70V174H71ZM92 173V174H91ZM97 173H99V174H97ZM104 173V172H103ZM102 173V174H103ZM20 174V173H19ZM18 174V175H19ZM47 174V173H46ZM45 174V175H46ZM48 174V175H49ZM69 173L67 174V176L68 175H70ZM84 174V175H83ZM128 174V175H127ZM135 174V175H134ZM213 174V175H212ZM18 175H16L17 177H18ZM32 175L34 176V177H32ZM44 175V174H43ZM73 175H75V176H68L70 179H71V177H72V179L74 178V179H76V177H78L77 175H76V173H74ZM116 175V174H115ZM134 175V176H133ZM147 175H148V173H147ZM96 176V177H97ZM103 176H104V174L101 176L102 177V180L104 179L103 178ZM197 176V175H196ZM4 177V176H3ZM20 178H23L21 175L19 176ZM32 177V178H31ZM91 177V178H92ZM96 177H94L93 178V180H95V178ZM101 177H99V178H101ZM19 178V181H20V184H19V181L17 182V184H19L18 185V187H19V189H21V186L23 185V183H25V180L24 179H20ZM42 178V177H41ZM43 178H45V177H43ZM99 178L97 179V180H99ZM209 178V177H208ZM2 179V178H1ZM0 179V180H1ZM4 180H3V182H5V178H3ZM116 179V178H115ZM41 179H39V181H40ZM77 180V179H76ZM93 180H91V181H93ZM101 180V179H100ZM166 180H165V182H166ZM189 180V181H188ZM264 181V178H262L261 180H260V182L258 181V179L256 180V179H252V178H248V176H243L242 178H240V180L238 179L237 180V183L238 184H236L237 185V188H235V198H234V201H233V209H231V210H233V212H231V213H233V215H235V216H239V214H240V212H242V208H243V204L245 205V204H247V203H249L250 201L252 202V200L254 201V202H256L254 199L256 198V200H258V198L260 199V198H262L261 197V188L264 186V182L262 183L261 181ZM32 181V180H31ZM2 182V180H1V183H3ZM27 182V181H26ZM33 182V181H32ZM96 182V181H95ZM117 182H115V183H117ZM188 182V183H187ZM191 182V181H190ZM35 183V182H34ZM141 183V182H140ZM27 183H25V185H26ZM143 185L144 184H146V183H142ZM141 184V185H142ZM187 186H186V185ZM21 185V186H20ZM31 185L32 184H29L28 186L29 187H31ZM36 185V184H35ZM136 185V186H135ZM141 185H138V187H140ZM261 185H262V187H261ZM1 186V185H0ZM115 186V185H114ZM138 187H137V189H138ZM144 187V186H143ZM26 188H28V187H26ZM26 188L25 189H23V186H22V191L24 192V190H26ZM32 188H34V186L32 187ZM31 188V189H32ZM142 188V187H141ZM163 188H164V185H163ZM31 189H29V191L28 190H26L25 191V193L24 194H26V193H30L31 194V192H30V190ZM184 190V189H183ZM32 191V190H31ZM35 191V190H34ZM34 191H32V192H34ZM145 191V190H144ZM164 191V190H163ZM163 191L161 192V194L163 193ZM142 192V191H141ZM140 192V193H141ZM139 193V192H138ZM137 193V194H138ZM143 193V192H142ZM163 193V194H164ZM33 194V193H32ZM31 194V195H32ZM166 194H165V196H166ZM180 194V193H179ZM28 195V194H27ZM26 195V196H27ZM30 195V196H31ZM201 195V194H200ZM200 195H198V194H196L194 197H192V198H190V202L188 203V205L187 206H185V211H187V212H190V211H192V206H194V205H196L197 203L196 202H198V203H200L203 199H202V197L200 196ZM29 196V197H30ZM137 196V195H136ZM164 195L162 196V197H165ZM178 196V195H177ZM28 197V196H27ZM166 198V197H165ZM168 198V197H167ZM170 198V197H169ZM176 198V197H175ZM202 199V200H201ZM201 200V201H200ZM189 201V200H188ZM200 201V202H199ZM249 201V202H248ZM260 202V201H259ZM258 202V203H259ZM9 202H3V204H1L0 205V215L1 216H6V215H8L10 212H11V210H12V208L10 207V204H8ZM68 204H70V202L68 203ZM68 204H66L67 206V209L65 208V210H66V212H64V210H63V212H61V213H58V215H57V217L55 218L56 220L53 222V226L51 227L52 229H49V236H50V234H56L55 232H57V230H58V228L60 229L63 225H61V224H63V223H65V224H67V223H69V225H71L70 223H73L72 225H73V227L75 226V227H78V225H79V227H82L81 228V232H79V234H78V236L79 237H76V236H74V238H71L72 239V241H74V239H75V241L78 239V241H76V242H70V240L68 241V246H67V249H66V251L64 250V252H66V254H68V255H70L71 256V253L72 254H76L75 256H68V258H67V260L68 261H70L69 260V258H74V259H72L71 261H70V264H86V263H89L91 260L90 259H92V257H93V255H94V253H96L97 252V250H102L101 248L99 249L98 248V244H97V246H94V245H92L91 243L93 242H91L90 244L88 243L87 244V240H85V238H87V237H85V235L87 234L86 232H84V230H83V224H85V223H83L85 220H87V214L85 215L84 214V212H80L79 210H77V209H70V207H72L73 205L72 204H70V205H72V206H68ZM115 205H117L116 203H114ZM138 204V203H137ZM138 206H139V204H138ZM74 207V206H73ZM72 207V208H73ZM116 208H118L117 206H115ZM74 208H76V207H74ZM141 209V210H140ZM68 210V211H67ZM117 211H118V209H117ZM97 212V211H96ZM120 211H118V213H119ZM98 213V212H97ZM96 214V213H95ZM94 214V215H95ZM96 215H98V214H96ZM85 217H86V219H85ZM205 220H206V227L208 228V232L210 231V233H212L213 231H211V230H215L214 232H216V229L218 228V225H217V221H216V219L212 216V214L211 215H209L208 217H206V218H204ZM149 220V219H148ZM150 221V220H149ZM153 221V220H152ZM52 222H51V224H52ZM121 222V223H122ZM58 223V224H57ZM120 223V222H119ZM156 223V222H155ZM259 223V222H258ZM258 223L256 224V226L258 225ZM55 224H56V228H54L55 227ZM78 224V225H77ZM118 224V223H117ZM117 224H116V226H117ZM260 224V223H259ZM61 227H60V226ZM69 225H67V227L69 226ZM71 225V226H72ZM121 225H119L118 226V228L120 229H122V227H121ZM157 225V226H156ZM162 225V224H161ZM59 226V227H58ZM65 226V225H64ZM85 226H87V225H85ZM153 226V227H152ZM58 227V228H57ZM66 227V226H65ZM64 227V229H66L67 230V228H65ZM167 227V226H166ZM179 227V226H178ZM63 228V227H62ZM70 228V227H69ZM85 228V227H84ZM117 228V229H118ZM172 228H174V227H172ZM254 229H251V230H253V231H250V233L248 232V234L247 235H245L244 236V238L241 240V242L239 243V244H241V245H244L245 244V246H243V247H246V244H247V242H248V244H249V241H250V238L252 237L253 238V236H254V234L257 236V234L259 235H262V228H261V226L259 225V226H257L256 228L255 227H253ZM55 229H57V230H55ZM105 229H108V228H105ZM120 229V230H121ZM180 229H178V230H180ZM69 230V229H68ZM125 230H127L128 232H129V230H130V232L127 234V232L125 231ZM104 231V230H103ZM102 231V233L104 234V232ZM107 231V230H106ZM167 231V230H166ZM118 232H120V234H121V236L119 235V233ZM144 232H145V234H144ZM59 233V232H58ZM136 233V232H135ZM185 233V232H184ZM54 234L53 235H51V236H54ZM62 234V233H61ZM60 234V235H61ZM164 234H168L169 236H165ZM3 235V237L5 236V238H3L4 240L6 239V237L9 239V235L7 234V232H3V234H1V236ZM64 235L66 236V237H70V236H68L67 234H65L64 233ZM116 235H119V236H116ZM134 235V234H133ZM136 235V234H135ZM175 235V234H174ZM184 235V236H183ZM196 235V236H195ZM200 235V234H199ZM26 236H28V234H26ZM56 236V235H55ZM63 236V235H62ZM100 236V235H99ZM173 236V235H172ZM178 236H180L181 237V234L180 233H178ZM25 236H23V239L26 241V243L27 244H31V242H32V237H34V235L31 233V235H29L27 238H28V240H27V238L25 237ZM59 237V236H58ZM57 237V238H58ZM123 237H125L124 236V233H123ZM136 238H138L137 236H135ZM169 237H170V239H169ZM195 238V240H193V241H191L192 239H194ZM200 237H201V235H200ZM255 237V236H254ZM77 238V239H76ZM178 238V237H177ZM190 239V241H189V239ZM251 238V239H252ZM69 239V238H68ZM88 239V238H87ZM98 239V238H97ZM99 239H100V237H99ZM98 239V240H99ZM123 239V238H122ZM173 239H176V241H174ZM3 240V241H4ZM11 240V239H10ZM98 240H97V242L96 243H98ZM6 241V240H5ZM24 241V242H25ZM64 241H67V239H65V237H64ZM88 241L90 242V240L88 239ZM120 241V240H119ZM196 241V242H195ZM9 242V241H8ZM82 242H86L85 244L83 243V245L84 246H82L81 247V245H82ZM191 242H192V245H194V249L192 248L193 246H191L190 244H191ZM95 243V244H96ZM117 243V242H116ZM93 244H94V242H93ZM111 244V243H110ZM114 244V243H113ZM238 244V245H239ZM247 244V245H248ZM66 245V244H65ZM109 244H107V246H108ZM174 245H176V246H174ZM235 245H237V243L235 244ZM100 246H101V244H100ZM191 246V247H190ZM240 246V245H239ZM106 247V246H105ZM65 248H66V246H65ZM98 248V249H97ZM11 249V248H10ZM8 249L7 248V250H9V252L12 250L13 251V249ZM242 249V248H241ZM244 249V248H243ZM80 250H81V252H80ZM83 250V251H82ZM151 250H149V251H151ZM161 250H163L162 252H164V246L162 247V249ZM11 251V252H12ZM15 251V250H14ZM14 251L12 252L13 253V255H12V253H11V255H12V259L14 260ZM148 251V252H149ZM159 251L157 252V253H159ZM99 252H101V251H99ZM99 252H97V253H99ZM145 252H147V251H145ZM156 252V251H155ZM161 251H160V253L159 254H163ZM156 253V254H157ZM17 254H19V253H17L16 252V255ZM66 254L64 255V256H66ZM10 255V256H11ZM61 255H63V254H61ZM14 256V257H13ZM19 256V255H18ZM18 256H16L15 258H17ZM64 256H62V258L64 257ZM164 256H162L163 258H164ZM57 257H59V256H57ZM67 257V256H66ZM167 257V256H166ZM195 257H197V256H195ZM53 258H54V262L52 263V259L49 257V259H48V257L46 258V259H48V261H50L51 260V264H69L68 262L67 263H65L66 262V260H62V259H60L59 260V262L58 261H56L57 259H59V258H56L55 259V256H53ZM17 259H19V257L17 258ZM17 259H15V261L17 260ZM167 259V258H166ZM220 258H218L217 260H218V262H214L215 264H224V262H226V259L224 260L223 259V257H221V259L222 260H224V262L223 261H221V259L219 260ZM40 260H42L41 261V264H49V263H46V261L44 260V257L43 258H41L40 257ZM63 261V263L62 262H60V261ZM4 261H5V259H4ZM19 261H21V259L19 260ZM43 261H45L44 263H42ZM56 261V262H55ZM65 261V262H64ZM22 262V261H21ZM166 262V261H165ZM196 263V262H195ZM38 264H40L39 262H38ZM225 264H227V263H225Z\"/></svg>",
	"mask_w": 264,
	"mask_h": 264
}]
</instances>
